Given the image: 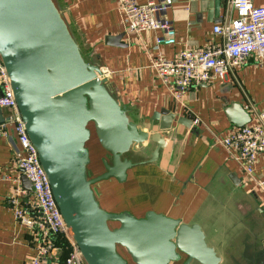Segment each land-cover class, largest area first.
Instances as JSON below:
<instances>
[{
	"label": "crops",
	"instance_id": "obj_1",
	"mask_svg": "<svg viewBox=\"0 0 264 264\" xmlns=\"http://www.w3.org/2000/svg\"><path fill=\"white\" fill-rule=\"evenodd\" d=\"M210 1L162 2L168 6L163 18L172 24L175 42L157 48L155 39L163 33L128 32L117 0H56L66 9L63 17L82 52L87 58L99 56L103 77L134 124L145 132H158L169 123L162 115L167 111L176 119H189L199 131L194 135L174 123L164 134L167 147L152 164H142L149 160L148 155L130 152L126 158L138 165L128 171L126 181L99 183L97 186L104 184L100 197L94 189L101 207L103 202L116 207H102L107 212H129L138 219L152 211L186 225L197 224L209 246L223 245L228 250L224 256L220 249L224 264H253L258 253L257 241L264 238V195L245 177L235 156L212 146L211 138L223 136L234 127L225 115L226 107L233 103L249 113L250 126L256 125L258 115L264 113V63L251 58L231 70L226 81L191 88L181 101L173 98L151 67L157 54L172 60L183 50H200L221 43V38L212 32L213 26L231 23L237 14L231 0H221L217 8H209ZM136 2L142 5L145 0ZM251 2L264 8V0ZM157 115L159 119H155ZM2 119H7L6 112H2ZM7 135L8 139L0 137V264H31L39 234L36 229L15 222L8 199L19 189L21 207L29 208L33 200L21 188L22 176L14 154L16 137L11 129ZM95 147L92 178L104 172L102 160L107 154L99 145ZM154 148L155 145H149L148 152ZM90 159L92 165L91 151ZM254 170L256 179H264V154L257 159ZM61 259L58 249L42 264H57Z\"/></svg>",
	"mask_w": 264,
	"mask_h": 264
},
{
	"label": "water",
	"instance_id": "obj_2",
	"mask_svg": "<svg viewBox=\"0 0 264 264\" xmlns=\"http://www.w3.org/2000/svg\"><path fill=\"white\" fill-rule=\"evenodd\" d=\"M221 2L212 0L209 8ZM65 10L56 0H0V62L84 264H224L228 250L209 246L197 224L152 211L141 219L129 212L110 213L97 201L95 185L109 180L122 184L138 165L126 158L130 152L148 155L142 164H152L167 147L164 134L174 123L194 135L199 131L189 119H176L167 111L162 115L169 123L158 132H145L134 124L103 77L99 56L85 58L63 17ZM225 115L236 128L251 122L238 103L227 106ZM92 135L110 156L102 160L104 172L95 178L88 171ZM151 144L155 148L149 153ZM20 183L31 192L26 177ZM257 244L253 264H264V238Z\"/></svg>",
	"mask_w": 264,
	"mask_h": 264
},
{
	"label": "built area",
	"instance_id": "obj_3",
	"mask_svg": "<svg viewBox=\"0 0 264 264\" xmlns=\"http://www.w3.org/2000/svg\"><path fill=\"white\" fill-rule=\"evenodd\" d=\"M164 1L168 0H145L140 5L136 0H117L127 31L135 34L161 31L163 36L155 39V46L173 45L175 31L172 24L163 18L168 7L162 3ZM230 4L237 14L236 19L212 28L213 34L221 38V43H212L200 50H183L172 60L166 59L163 54L153 58L151 67L157 79L168 87L175 100L181 101L191 88L226 81L231 70L245 65L251 58L257 63H264V8L255 7L251 0H231ZM0 94V111L7 113V119L0 124V137L8 139L9 129L14 133L17 168L32 187L29 194L33 204L29 208L19 205V189L8 199L15 222L21 227L36 229L39 234L31 264H42L54 256L58 248L53 240L57 237L64 238L69 244V254L63 264H84L62 220L37 151L25 130L1 62ZM257 121L253 126L233 127L223 136L214 135L211 142L212 146H219L235 156L234 159L243 166L245 177L252 180L264 195V179H256L254 174L257 159L264 154V113L258 115Z\"/></svg>",
	"mask_w": 264,
	"mask_h": 264
},
{
	"label": "rangeland",
	"instance_id": "obj_4",
	"mask_svg": "<svg viewBox=\"0 0 264 264\" xmlns=\"http://www.w3.org/2000/svg\"><path fill=\"white\" fill-rule=\"evenodd\" d=\"M83 54H84V52H83ZM84 56H85V58H87L86 57V55L84 54ZM95 145L97 146L98 145V143H97V140H96V138H95V136L94 135H92V138H91V140H90V142L88 143V148H89V150L91 151V156H92V159H93V162H92V165H90L89 166V176H90V178H92V174H91V168L93 167V168H95V165H94V157L96 156V147H95ZM99 149H100V147H99ZM105 160H107V161H109L110 160V156L108 155V154H106V158H104ZM97 165V164H96ZM102 166H103V164H102ZM98 185V184H97ZM94 186L93 187V189H95L96 188V190H97V194H98V196L100 197V195H101V191H104L103 190V185L104 184H100L101 186ZM106 193V192H105ZM107 194V193H106ZM102 207H104V208H106V209H115L116 207H114V206H108V205H106L105 203H103L102 202ZM111 226V228H114L115 226L113 225V224H110ZM119 251V253L121 254H123L124 255V252H123V250H121V249H119L118 250Z\"/></svg>",
	"mask_w": 264,
	"mask_h": 264
},
{
	"label": "trees",
	"instance_id": "obj_5",
	"mask_svg": "<svg viewBox=\"0 0 264 264\" xmlns=\"http://www.w3.org/2000/svg\"><path fill=\"white\" fill-rule=\"evenodd\" d=\"M55 246L59 249L61 255H62V259L61 262L57 264H63V262L65 261V259L67 258L68 254H69V244L68 242L62 238V237H57L56 239L53 240Z\"/></svg>",
	"mask_w": 264,
	"mask_h": 264
}]
</instances>
